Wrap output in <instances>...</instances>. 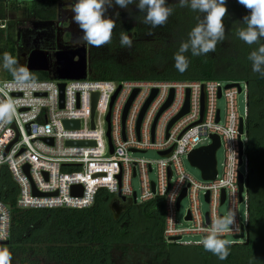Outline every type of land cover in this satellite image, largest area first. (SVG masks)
Segmentation results:
<instances>
[{
  "label": "built area",
  "instance_id": "obj_1",
  "mask_svg": "<svg viewBox=\"0 0 264 264\" xmlns=\"http://www.w3.org/2000/svg\"><path fill=\"white\" fill-rule=\"evenodd\" d=\"M61 83H65L63 108ZM231 85L223 87L217 80L104 81L93 79L91 73L85 80L71 81L54 80L53 75L49 80L0 79V105H9L11 111L10 116L0 119V183L7 170L17 188L16 207L20 210L87 209L95 204L101 190L114 198H126L130 205L162 199L164 240L181 246H203L202 242H184L183 238L189 234L204 237L200 228L209 227L213 215L224 217L221 208L228 205L227 215L234 214L240 231L230 230L222 238L232 237L230 246L242 245L247 241L250 223L248 193L244 198L250 166L248 86L244 91L240 83ZM243 93L247 104L244 116L238 106ZM95 94L98 99L92 117ZM222 99L224 115L218 105ZM187 103L188 111L180 116ZM67 121L79 122V128H66ZM214 136L220 141L217 152L224 151L222 172L217 166L214 180L197 181L185 171L183 160H189L198 149L212 146ZM70 142L93 144L68 145ZM148 151H155L160 159L150 162L131 157ZM153 163L156 181L150 178ZM240 176L244 181L241 201ZM134 177L140 179V197L132 186ZM75 187L81 189L74 191ZM174 192L177 196L173 203L169 196ZM202 198L209 205L206 213L201 210ZM185 199L190 202L185 216L186 223L192 225L189 229L179 228L177 222ZM242 204H246L244 222L239 213ZM11 230V211L0 197V233L4 236L0 243L10 241ZM242 230L244 238L236 239Z\"/></svg>",
  "mask_w": 264,
  "mask_h": 264
},
{
  "label": "trees",
  "instance_id": "obj_2",
  "mask_svg": "<svg viewBox=\"0 0 264 264\" xmlns=\"http://www.w3.org/2000/svg\"><path fill=\"white\" fill-rule=\"evenodd\" d=\"M35 12L43 17L47 5L38 1ZM190 5L175 6L176 21L193 27L194 20ZM243 19L250 11L238 1L231 4ZM52 7H50L51 9ZM174 8V6H171ZM49 9V8H48ZM179 9V10H177ZM3 11L0 12L2 14ZM4 19V18H0ZM224 20V19H223ZM195 22V21H194ZM8 22L0 28L6 33ZM236 26L234 43L238 49L230 55L225 74L243 79L248 86L247 118V153L249 157L248 195L250 223L247 241L242 245L229 247L230 255L220 260L203 246H181L167 244L164 240L165 213L162 199H156L142 205L126 207L118 219L114 218L110 205L114 197L101 190L95 204L87 209H29L16 207L17 188L7 170L3 171L0 183V197L11 211L12 230L10 251L22 247L24 254L29 248L32 256L47 255L57 264H113V249L117 246L145 247L158 251L157 260H167L168 264H264V76L253 71L249 56L264 44V38L251 45L239 38L238 32L246 28ZM118 36V34L116 33ZM4 40V41H3ZM2 40L0 61L4 65V54L9 53L15 60L17 68L18 53L14 37L6 33ZM117 40V39H116ZM143 50V47H139ZM129 69L104 60L94 59L90 65L91 77L97 80H216L217 63L210 56L199 55L189 64L186 71L179 72L170 65L161 74H150L148 71V54L143 55ZM9 75L12 71L6 69ZM29 79L49 80L52 75L46 72H28ZM28 264V260H22Z\"/></svg>",
  "mask_w": 264,
  "mask_h": 264
},
{
  "label": "rangeland",
  "instance_id": "obj_3",
  "mask_svg": "<svg viewBox=\"0 0 264 264\" xmlns=\"http://www.w3.org/2000/svg\"><path fill=\"white\" fill-rule=\"evenodd\" d=\"M38 0H0V28L8 22L6 27V33H10L15 40V44L18 50V57L21 55L22 49L20 48L21 37L25 34L24 31L19 30L20 24L26 21H33L36 15H31V10L33 3ZM43 1V0H41ZM60 1L68 0H55L54 5L57 9V4ZM238 0H225V6L228 11L224 17L223 23L225 26V38L223 41L217 43L215 51L209 52L207 54H201L203 56L212 57L217 63V73L218 77L216 80L223 86L231 85L233 83H240L242 89L246 90V82L241 78H233L225 74V67L229 63V56L236 53L238 46L236 42L234 43L231 31L234 29L235 25L238 27L244 26L243 19L240 17L239 12L235 11V8L231 6L232 3ZM138 0H134L133 4H130L127 8H120L115 4L109 7L105 13V18H111L116 22V27L112 33L111 42L100 47L90 45L91 57L90 65L94 59L108 61L114 64L122 65L125 69H129L130 66L139 61L141 58V53L143 55L148 54L150 60L148 62V71L150 74L155 73L156 75L161 74L170 65L175 66L174 56L179 51V48L183 42L188 41L189 33L191 30L197 26V24L206 22L207 13L201 12L199 10H193L191 6L188 7L192 12V16L195 17L194 20H190L193 23V27H188L185 23H178L176 21V16L172 13L166 24L162 26H157L153 28L149 24H145L144 17L145 13L141 12L136 4ZM190 5V2H189ZM166 6H174V11H176L175 6H180L179 0H166ZM243 6V5H242ZM182 7L181 11L186 12ZM179 10V9H177ZM57 11V10H55ZM117 13L119 15H117ZM37 18V17H36ZM37 20V19H35ZM195 21V22H194ZM35 22V21H34ZM36 23H39L36 21ZM131 26L132 30L130 32V39L132 40V47L121 45V33L123 30ZM6 33H0V56L2 52V40L5 39ZM118 34V36L116 35ZM125 33V32H124ZM149 33H152L151 35ZM136 34V36L134 35ZM117 39V40H116ZM4 41V40H3ZM139 47H143L141 50ZM184 55L189 60V64L192 60L197 57L193 55L191 50L184 53ZM199 56V55H198ZM20 67L25 68V62L18 59L17 69ZM16 76H10L4 67L3 63L0 61V79H14ZM220 109L225 112V101L222 99L218 103ZM239 112L242 116L245 115L246 104V94L243 93L238 97ZM134 159H144L150 162H157L160 156L155 151H148L144 154H131ZM224 162V151L220 149L217 152V166L220 172H222V164ZM185 171L191 175L197 181H203V176L201 170L193 165L189 160L184 158L183 160ZM154 171L150 173V178L152 181L157 180V170L156 163H153ZM241 172H244V168H241ZM132 186L138 196L141 195V185L139 177H134L132 180ZM247 188V183H246ZM248 193L246 189L244 198ZM190 207V202L185 199L182 202L181 210L177 213V222L179 228L189 229L192 227L190 223H186L185 216ZM201 210L206 213L209 210V205L206 203L205 199H201ZM228 205H224L221 208V213L227 216ZM246 204H242L239 207V213L241 215L242 221H245ZM203 236L196 234L185 235L183 238L184 242L195 243L202 242ZM226 240L233 241L232 237H227ZM12 253V264H23L22 260L27 259L28 264H57L56 262L49 259L47 255L44 256H32L31 250L29 248L28 254H24L22 247H15L11 250ZM158 251H152L145 247H135V246H117L113 249V264H168L167 260L163 259L158 262L157 255Z\"/></svg>",
  "mask_w": 264,
  "mask_h": 264
},
{
  "label": "clouds",
  "instance_id": "obj_4",
  "mask_svg": "<svg viewBox=\"0 0 264 264\" xmlns=\"http://www.w3.org/2000/svg\"><path fill=\"white\" fill-rule=\"evenodd\" d=\"M189 2L193 10L205 12L207 16L206 22L197 24L191 30L188 41L181 44L174 56L175 67L181 73L189 66V60L184 53L191 50L196 56L207 54L215 51L217 43L225 38L223 19L228 11L225 0H179L181 7L188 6ZM238 2L250 11V15L243 18L247 27L239 30V38L249 45L258 43L260 38H264V0H238ZM133 3L134 0H115V4L120 8H127ZM112 4L113 0H77L73 6V20L83 31V39L87 44L100 47L111 42L116 22L111 18H105V13ZM136 6L145 13L143 22L153 28L166 24L173 12L171 7L166 6V0H138ZM120 40L122 46L132 47V40L126 33H121ZM249 60L252 61L253 71L264 76V44L250 54ZM15 64L16 60L9 53H5L4 67L12 71L18 79L27 78V69L23 67L17 69L13 67ZM5 108L7 111L3 110ZM10 115V106L0 105V119ZM176 196L175 192L169 196L173 203ZM230 230L240 231L233 213L230 212L224 217L213 215L210 226L200 228V231L205 233L202 240L204 249L220 260H226L230 255V245L229 241L222 237ZM0 238H4L2 233ZM0 264H12V253L7 247L0 248Z\"/></svg>",
  "mask_w": 264,
  "mask_h": 264
},
{
  "label": "water",
  "instance_id": "obj_5",
  "mask_svg": "<svg viewBox=\"0 0 264 264\" xmlns=\"http://www.w3.org/2000/svg\"><path fill=\"white\" fill-rule=\"evenodd\" d=\"M55 63H51L50 55L47 53V51L39 48L32 51L29 56L27 57L26 63H25V69H27V72H47L52 73L53 79L58 81H71V80H85L88 76V74L91 73L90 71V61L88 58V51L85 47L79 48L78 50H63L58 51L55 55ZM60 104L61 108H63L64 103V89H65V83H61L60 85ZM233 86V85H230ZM229 86V87H230ZM238 86V85H236ZM156 91L153 92L150 100L146 104L143 113L145 109L147 108L148 104L151 102L153 97L155 96ZM135 94L132 96L128 106H130ZM173 98V95H171L170 100L168 101L167 106L171 103ZM98 95L95 94L93 97V115L95 112V107L97 103ZM126 109V112H127ZM188 111V103L186 104L185 109L180 114L182 116ZM125 112V114H126ZM143 113L140 117L139 123L141 121V118L143 116ZM219 120V118H218ZM65 126L68 129H77L79 128V122L75 121H67L65 122ZM244 132V125L243 122H241L240 126V134ZM110 137V133L108 134ZM213 139L215 140V143L207 148H202L194 151L189 156V161L197 166L201 172L202 176L205 180H214L217 176V157L216 153L217 150L220 147V141L219 138L214 136ZM93 143H85V142H70L68 145H88ZM111 144V152H113L112 143ZM247 187H248V181H247ZM77 189H81L80 187H75L74 191ZM239 189H240V201L242 200V193L244 191V181L243 177L240 176L239 179ZM185 197V192L178 200V208L180 206V202ZM225 201V193L223 192V198L222 202ZM126 198L121 197L120 195L115 197L113 201L111 202L110 208L114 215L115 219H118L122 212L125 209V204H128ZM136 203L135 197L133 204ZM245 236V231L242 230V233L240 236H237L236 239H242ZM246 238H248V231H246ZM177 240H180L178 238ZM10 242L0 243V246H8Z\"/></svg>",
  "mask_w": 264,
  "mask_h": 264
},
{
  "label": "flooded vegetation",
  "instance_id": "obj_6",
  "mask_svg": "<svg viewBox=\"0 0 264 264\" xmlns=\"http://www.w3.org/2000/svg\"><path fill=\"white\" fill-rule=\"evenodd\" d=\"M38 1L48 6L46 7L47 12L42 18L37 16L34 8L35 3H38ZM38 1L33 3L31 10V15L35 14L37 17L35 19L37 20L34 19L33 21L30 20L20 24L19 30L24 31L25 34L21 37L20 48L22 52L18 59L26 62L32 51L41 48L49 53L51 63L54 64V55L58 51L78 50L85 47L90 61V58H92L90 44L84 41L83 31L73 20L74 12L72 9L77 0L60 1L57 4V9H55L54 5L55 0ZM50 7L52 8L50 9ZM36 21L39 23H36ZM131 30V26H128L123 31L130 36ZM134 35L136 36V34ZM124 206L125 208L129 207L130 204H125Z\"/></svg>",
  "mask_w": 264,
  "mask_h": 264
},
{
  "label": "snow or ice",
  "instance_id": "obj_7",
  "mask_svg": "<svg viewBox=\"0 0 264 264\" xmlns=\"http://www.w3.org/2000/svg\"><path fill=\"white\" fill-rule=\"evenodd\" d=\"M4 111H7V109L5 108V109H3Z\"/></svg>",
  "mask_w": 264,
  "mask_h": 264
}]
</instances>
